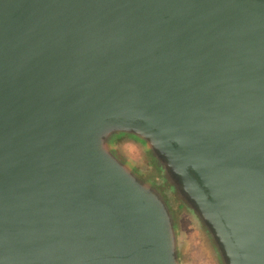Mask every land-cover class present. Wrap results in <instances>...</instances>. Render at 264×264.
I'll list each match as a JSON object with an SVG mask.
<instances>
[{"label":"water","instance_id":"95a60500","mask_svg":"<svg viewBox=\"0 0 264 264\" xmlns=\"http://www.w3.org/2000/svg\"><path fill=\"white\" fill-rule=\"evenodd\" d=\"M181 211L264 264V0H0V264H185Z\"/></svg>","mask_w":264,"mask_h":264},{"label":"rangeland","instance_id":"374dc122","mask_svg":"<svg viewBox=\"0 0 264 264\" xmlns=\"http://www.w3.org/2000/svg\"><path fill=\"white\" fill-rule=\"evenodd\" d=\"M116 152L141 173L154 177L156 172L144 148L135 142H117ZM182 232V253L185 264H217L208 239L186 211L179 213Z\"/></svg>","mask_w":264,"mask_h":264},{"label":"trees","instance_id":"16d2710c","mask_svg":"<svg viewBox=\"0 0 264 264\" xmlns=\"http://www.w3.org/2000/svg\"><path fill=\"white\" fill-rule=\"evenodd\" d=\"M125 139L127 138V137H124Z\"/></svg>","mask_w":264,"mask_h":264}]
</instances>
